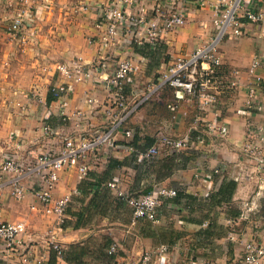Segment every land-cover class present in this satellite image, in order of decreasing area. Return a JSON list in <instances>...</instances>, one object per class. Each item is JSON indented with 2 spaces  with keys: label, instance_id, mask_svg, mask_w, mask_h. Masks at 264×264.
Returning <instances> with one entry per match:
<instances>
[{
  "label": "crops",
  "instance_id": "obj_1",
  "mask_svg": "<svg viewBox=\"0 0 264 264\" xmlns=\"http://www.w3.org/2000/svg\"><path fill=\"white\" fill-rule=\"evenodd\" d=\"M7 1L1 0L0 4L5 62L18 61L21 47L36 46V59L51 65L46 90L36 91V95L20 94V89L9 84L11 89H4L6 95L0 97V161L5 152L15 153V142L22 141L15 156L27 166L35 164L38 153L59 148L58 137L41 134V120L57 127L60 135L72 137H88L106 130L111 119L104 110L111 106L113 98L98 79L110 76L122 56H133L139 62V72L125 87V95L132 103L147 92V85L156 84L160 74L176 60L187 58L215 36L213 20L219 12L218 0H202V5L198 0H189L187 23L160 35L155 47L143 41L121 55H112L97 40L101 36L97 25L101 21L99 10L113 0H58L65 3L63 7L70 14L74 1L82 4V12L76 11L81 24L77 21L65 26L64 38L56 35L55 29L60 27L56 23L39 21V17L36 20L41 6L32 0L34 9L26 21L31 29L24 42L8 40L5 27L15 9H8ZM171 1L162 0V4L169 6ZM154 2L138 0L128 12L136 14L145 9L148 17L155 16ZM248 7L264 13V0H251ZM242 22V35H228L218 45L219 82L216 91L209 90L216 94L209 109H200L198 97L176 100L175 89L164 85L127 118L124 127L134 130L132 139L118 132L114 149H102L86 159L89 171L83 179L78 178L76 167L59 174L52 197L71 201L60 227L54 218L42 213L32 191L22 200H14L8 184L14 175L4 177L7 184L0 191V222L25 224L26 234L17 242L20 249L27 251L24 255L30 262L40 259L43 264H141L145 253L165 246L166 264H243L245 243L264 232V169L249 161L250 155L244 152L250 130L262 133L256 137L258 147H262L260 137H264V24ZM256 59L259 66L250 74ZM58 64L82 65L93 71L94 78L66 81L70 88V118L64 123L58 120L59 104L49 94L50 88L61 81L55 73ZM3 72L7 73V69ZM1 84L6 88L8 82ZM44 100L49 103L48 109L40 103ZM76 111L83 115V121L73 116ZM215 118L227 128L224 138L204 133L205 122ZM160 135L184 140L189 148L162 147ZM151 147L157 148L158 155L143 159L142 154ZM110 183L135 195L163 186L176 190L177 196L160 208L157 221L151 223L134 219L131 209L108 187ZM25 184L31 186L27 181ZM52 241L62 247V257L51 250ZM111 246L116 249L113 254L108 253ZM22 254L6 250L0 242V264H21ZM259 264H264V259Z\"/></svg>",
  "mask_w": 264,
  "mask_h": 264
},
{
  "label": "built area",
  "instance_id": "obj_2",
  "mask_svg": "<svg viewBox=\"0 0 264 264\" xmlns=\"http://www.w3.org/2000/svg\"><path fill=\"white\" fill-rule=\"evenodd\" d=\"M154 1L153 12H155V16L152 17L147 16L145 9H141L136 14L128 12L138 4V0H113L111 5L103 6L99 10L101 21L97 25L101 29V36L97 39L101 46L107 48L112 55L116 52L121 55L133 45H141L143 41H147L155 47L160 35L172 33L187 23L189 0H172L169 6L163 5L162 0ZM250 1L218 0L219 12L213 20L216 29L215 36L209 42L198 47L187 58L176 60L169 70L160 74L156 84L147 85V92L132 103L125 95V87L131 82V77L139 72V62L131 55L122 56L110 76L98 79L113 98L111 106L104 110L107 119H111L110 126L104 131H95L88 137H72L71 135H60L57 132V127L53 128L45 121L42 123L41 120V134L45 137H58L59 148L57 150L50 148L43 153H38L35 164L27 166L15 156V153L18 154L22 148V141L15 142V153L5 152L0 161V191L7 184L4 177L13 174L14 177L8 180L11 197L20 201L29 191H32L36 200L41 204L42 213L46 217L54 218L56 225L60 227L65 220V213L71 201L66 197L61 199H53L52 197L59 174L67 168L76 167L78 178L83 179L89 171L86 159L102 149H114L116 147L115 136L118 132L123 134L126 139H132L134 130L125 128V122L156 90L168 85L175 89L176 100H182L184 96L198 97L200 109L203 112L215 103L216 94L209 90L216 91L218 88V70L221 66L218 56L219 43L228 35H242L244 30L242 20L252 25L264 24V13L255 12L248 7ZM197 3L202 5L203 1L198 0ZM6 6L8 9H15L10 22L5 27L8 40L10 42H24L25 36L29 33L26 21L32 15L33 1L8 0ZM258 66L259 61L256 59L252 62L249 73L253 74ZM55 73L61 81L52 86L49 92L53 102L59 104L58 120L64 123L70 118L67 113L70 88L66 81L70 79L81 82L84 79L93 81V71L84 69L82 65L58 64L55 67ZM234 86L235 84L232 82L231 87ZM40 103L45 109H48L49 103L47 101L44 100ZM22 111L26 112V108H22ZM73 116L79 122L84 120L80 112H74ZM197 120L202 123L199 117ZM205 128V134L219 138H224L228 133L226 126L219 125L216 118L211 122H205ZM255 132L256 130H250L244 152L250 155L248 158L257 159L256 166L258 168L264 169V137H260L262 147H258L256 137L262 133L257 132L255 134ZM159 143L160 146L172 150L189 148L186 141L174 140L164 135H160ZM128 150L132 151V148H128ZM158 153L156 147H151L142 154V158L150 159L151 156H157ZM218 172V170L214 171L216 174ZM25 181L29 182L31 186L27 187ZM108 187L116 193L119 201L131 209L134 219H143L151 223L157 221L160 208L177 196L176 190L163 186H156L148 193L137 195L122 190L117 187L116 183H110ZM25 234L26 227L23 222H0V242L6 250L23 253L20 260L21 264H43L40 259L30 262V258L24 255L27 251L18 246L20 242H17V239ZM50 247L58 258L62 257L63 249L57 242L52 241ZM115 252V246H111L108 250L109 254ZM167 253V247L161 246L145 253L141 258V264H166ZM263 259L264 232L252 237L245 243L241 256L243 264H259ZM192 264L206 263L194 261Z\"/></svg>",
  "mask_w": 264,
  "mask_h": 264
},
{
  "label": "rangeland",
  "instance_id": "obj_3",
  "mask_svg": "<svg viewBox=\"0 0 264 264\" xmlns=\"http://www.w3.org/2000/svg\"><path fill=\"white\" fill-rule=\"evenodd\" d=\"M50 1L48 0L49 3H45L46 0H36L37 6H41V9L38 12L39 14H37L36 20L39 17L38 19L39 21H42L43 19V22L49 23L50 21V23L52 22L56 23L57 26H60V27H56L55 29L58 31L56 35L58 37L62 36V38H64L62 32L65 26L75 25L77 21L79 22V25L81 24L82 18L76 11L82 12L81 11L82 4L76 3V1H74L72 3L74 7L73 13L70 14L69 12L70 10L63 7V5H65L64 2L61 1L59 2L58 0H50ZM0 4H1V0H0ZM91 9H93V7ZM39 25L40 24H38V26ZM0 38H3L1 31H0ZM80 40L81 39L78 38V41ZM34 47L33 46H29L27 48L21 47V49L18 50L19 51L18 54L19 56L22 57H19L18 61L9 60L7 63V61L5 62L6 58L4 59L2 57L3 53L5 52L6 46L5 44H3L2 40L0 39V72H1L0 97L4 98V96L6 95L5 90H10L11 86L14 89H20V94L22 93L28 95H31L32 93L36 95V91L38 92L39 90L47 89L50 81L51 65H47L46 63H44V61H39L38 59H36L38 55L36 54V46ZM4 69H7V73L3 72ZM7 82L8 84L7 87L5 88V86H3V84L1 83L6 84ZM9 84H11V86ZM249 161L255 164L257 159L255 160V158H250Z\"/></svg>",
  "mask_w": 264,
  "mask_h": 264
},
{
  "label": "trees",
  "instance_id": "obj_4",
  "mask_svg": "<svg viewBox=\"0 0 264 264\" xmlns=\"http://www.w3.org/2000/svg\"><path fill=\"white\" fill-rule=\"evenodd\" d=\"M49 94H50V96H51V93L49 92ZM51 100H53V99H51Z\"/></svg>",
  "mask_w": 264,
  "mask_h": 264
}]
</instances>
